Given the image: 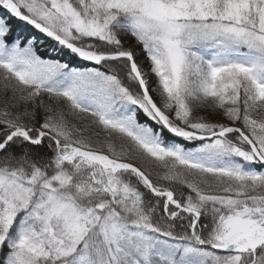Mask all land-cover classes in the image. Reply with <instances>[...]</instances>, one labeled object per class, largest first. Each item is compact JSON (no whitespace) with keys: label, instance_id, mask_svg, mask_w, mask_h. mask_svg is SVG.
<instances>
[{"label":"snow or ice","instance_id":"snow-or-ice-1","mask_svg":"<svg viewBox=\"0 0 264 264\" xmlns=\"http://www.w3.org/2000/svg\"><path fill=\"white\" fill-rule=\"evenodd\" d=\"M0 264H264V0H0Z\"/></svg>","mask_w":264,"mask_h":264}]
</instances>
